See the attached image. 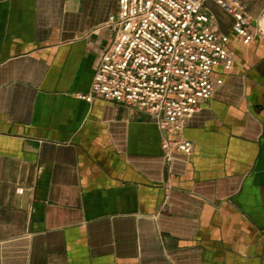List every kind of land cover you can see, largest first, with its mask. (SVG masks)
<instances>
[{"label":"crops","instance_id":"1","mask_svg":"<svg viewBox=\"0 0 264 264\" xmlns=\"http://www.w3.org/2000/svg\"><path fill=\"white\" fill-rule=\"evenodd\" d=\"M116 12L0 0V264H264V40L231 36L234 68L183 132L193 154L168 161L146 112L78 98Z\"/></svg>","mask_w":264,"mask_h":264},{"label":"built area","instance_id":"2","mask_svg":"<svg viewBox=\"0 0 264 264\" xmlns=\"http://www.w3.org/2000/svg\"><path fill=\"white\" fill-rule=\"evenodd\" d=\"M208 3L232 18L230 35L221 30ZM105 28L113 43L90 92L78 98L146 112L163 134L168 161L175 152L193 154L194 145L183 132L232 72L231 36L249 46L261 35L258 19L249 15L243 0H117V12Z\"/></svg>","mask_w":264,"mask_h":264},{"label":"rangeland","instance_id":"3","mask_svg":"<svg viewBox=\"0 0 264 264\" xmlns=\"http://www.w3.org/2000/svg\"><path fill=\"white\" fill-rule=\"evenodd\" d=\"M261 0H252L251 3H249L250 6H252V8L250 7V10L249 11L251 14H255L256 12V8L255 6L253 5V2H258L260 3ZM246 2H249V1H246ZM208 6L209 8L214 12L219 24H220V28L221 30L225 33V34H228L230 35L231 34V29H232V24H233V21H232V18L226 14L223 10H221L220 8H218L216 5H214L213 3H208ZM248 8V7H247ZM264 10V1L262 2V7H261V11ZM260 11V12H261ZM260 14V15H259ZM262 16V17H261ZM264 17V12L262 13H258V21L260 22L261 18ZM255 19V18H254ZM255 22V21H254ZM261 27V26H260ZM255 29V23L253 26L250 27V30H254ZM262 29V27H261ZM263 31V29H262ZM261 31V35L258 39H263L264 40V31L262 32Z\"/></svg>","mask_w":264,"mask_h":264},{"label":"bare ground","instance_id":"4","mask_svg":"<svg viewBox=\"0 0 264 264\" xmlns=\"http://www.w3.org/2000/svg\"><path fill=\"white\" fill-rule=\"evenodd\" d=\"M261 17H262V16H261ZM258 23H259V27L261 26L262 29H263V31H264V17L261 18L260 22L258 21ZM261 27H260V29H261ZM262 29H261V31H262ZM263 31H262V32H263Z\"/></svg>","mask_w":264,"mask_h":264}]
</instances>
